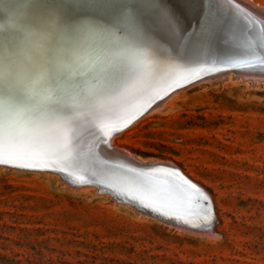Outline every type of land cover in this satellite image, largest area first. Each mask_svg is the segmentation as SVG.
I'll return each mask as SVG.
<instances>
[{
    "label": "rangeland",
    "instance_id": "1",
    "mask_svg": "<svg viewBox=\"0 0 264 264\" xmlns=\"http://www.w3.org/2000/svg\"><path fill=\"white\" fill-rule=\"evenodd\" d=\"M231 76L184 86L113 140L200 187L215 236L58 176L0 166V264H264V81Z\"/></svg>",
    "mask_w": 264,
    "mask_h": 264
},
{
    "label": "bare ground",
    "instance_id": "2",
    "mask_svg": "<svg viewBox=\"0 0 264 264\" xmlns=\"http://www.w3.org/2000/svg\"><path fill=\"white\" fill-rule=\"evenodd\" d=\"M233 1L241 7L251 8L242 0ZM247 1L264 10V5L255 0ZM69 2L70 0H0V151L3 152L0 156L1 164L6 163L17 167L29 165L27 166L29 169L56 168L63 172L62 178L52 172H43L58 176L64 183L74 187L72 183L80 184L85 177L79 174H75L76 178L72 177L71 174L76 171L69 170V165L74 167L71 164L72 161L69 160L70 164L63 166L58 159L59 157L62 159L63 155L72 158L70 147L73 144V136L90 128L96 131L95 126H98V129H102L105 139H99L96 142L94 138V145L90 148L92 153L96 154L94 150L102 145L101 153L96 154V159H99L101 164H106V161L112 157L108 151L112 149L120 156L128 155L144 165L153 163L170 165L161 160H143L127 150L119 149L113 144V140L133 127L132 124L140 118L167 108L168 100L187 86L210 83L224 78L229 72L233 77H242L243 80L264 81V74H256L252 69H244L236 72L228 70L225 73L184 85L203 75L210 74L211 68L219 67L195 64V57L200 55V50L193 51L192 45L194 41L202 40L196 35H192L190 40L182 39L183 28H188L189 34L198 19L196 16L192 18L193 15L186 12L184 0H170L167 3L165 1L169 8L177 12L181 29L179 40L171 39L157 30L149 17H145L149 20L145 31L137 34L133 29L128 28L121 37H118L116 33L113 35V30L108 26L102 24L97 26L96 22L88 18L79 19L78 33L69 34L66 30L56 29L55 25L46 20L43 15L37 14L38 10L55 9ZM114 2L120 3L123 0H114ZM126 2L140 4L142 0H126ZM258 14L264 17L262 13L258 12ZM49 24H51L52 31L47 30ZM18 31L20 35L10 51L8 39L14 37ZM196 31L199 29L197 28ZM53 37L56 42L55 53L49 56V44ZM78 43L87 45V54L76 48ZM69 47L76 48V60L80 64L92 63L97 57L103 59V56L107 55L117 64L118 75L115 79L105 75L111 65L99 67L97 69L99 75L95 78L78 71L68 72L61 69L62 79L56 81L55 91H53L47 84V71L41 65L47 60H52L58 66L61 65L63 53ZM69 81L80 85L81 95L73 93L69 87ZM6 88L18 96L19 101L14 96H6ZM149 107L151 108L147 111ZM33 150L39 152L40 155L35 157L9 155L10 151L29 152ZM85 151L86 149L82 153ZM89 160L96 162L92 158ZM79 164L81 165L76 167L77 170L82 166H90L86 163ZM79 171L83 173L85 170ZM95 181L101 182L98 179ZM124 187L121 186L122 189ZM78 188H94L99 194L110 196L119 204L129 206L94 186ZM204 194L206 195L205 192ZM197 196H200L199 193ZM176 200L179 203L176 205L178 207L176 211L184 215L185 222L187 220L190 225L199 226L200 223L209 221L205 213H202L203 216L199 220L190 218L196 213L190 209L184 199ZM143 205L146 206L144 203ZM206 229L205 227L184 231L202 236H215Z\"/></svg>",
    "mask_w": 264,
    "mask_h": 264
},
{
    "label": "water",
    "instance_id": "3",
    "mask_svg": "<svg viewBox=\"0 0 264 264\" xmlns=\"http://www.w3.org/2000/svg\"><path fill=\"white\" fill-rule=\"evenodd\" d=\"M165 1L167 3L170 0ZM242 1L250 5L249 7L251 8L241 7L233 0H212L210 9L215 22L219 26V30L211 37L200 36L199 38L202 41H194L192 49L195 52L200 50V55L195 57V64L207 67L217 65L219 67L211 68L210 74L203 75L184 85L225 73L228 70L236 72L237 70L252 69L253 73L264 74V17L258 14L259 12L264 15V10L253 6L247 0ZM193 7L195 8V13L192 14V18L196 16L199 19L200 15L208 10L209 5L207 0H195ZM192 29L190 33L194 32V28ZM188 31V28H183L182 39H191L192 35L189 36ZM116 35L121 37L122 33H116ZM226 67L231 68L224 69ZM95 127L97 128L96 131L90 128L87 131L79 132L75 137L73 136V144L70 147L73 154L72 158L63 155L62 159L60 157L58 159L63 163V166L69 165V160L72 161L71 164L74 167L69 165V170H76L71 174L72 177L76 178L75 174L85 177L80 184L72 183L74 187L94 186L102 192H106L123 201L125 204L133 206L139 212L182 230L204 229L206 227V231L213 232L215 217L209 200L200 187L186 179L179 169L172 164L153 163L144 165L136 162L128 155L120 156L112 149L108 150L112 157L109 161H106V164H101L99 159H96V154L101 153L100 147L102 145H99V148L94 150L96 154L92 153L90 147L94 145V138H96L95 141L97 142L99 139H105V135L102 129H98V126ZM85 149V153H82ZM89 158H92L93 161L96 160L98 163L90 161ZM79 163H86L87 166L90 164V166H82L79 169L85 170L82 173L76 168L80 167L81 164ZM0 166L10 169L52 172L58 174L61 178L64 176L63 172L58 171L56 168L29 169L6 163H0ZM96 179L101 182L95 181ZM109 182L113 183V185H110ZM121 186H125V189H122ZM197 193L200 196H197ZM178 197L184 199L190 209L196 213L190 218L199 220L203 216L202 213H205V217H208L209 221L200 223L199 226H192L187 220L185 222L184 215L176 211V208L178 209L176 205L179 204L176 200L179 199ZM191 222L193 221L191 220Z\"/></svg>",
    "mask_w": 264,
    "mask_h": 264
},
{
    "label": "snow or ice",
    "instance_id": "4",
    "mask_svg": "<svg viewBox=\"0 0 264 264\" xmlns=\"http://www.w3.org/2000/svg\"><path fill=\"white\" fill-rule=\"evenodd\" d=\"M212 0H207L209 5L202 15H200L197 24L193 26L194 32L189 33V36L196 35L211 37L218 30L219 26L215 22L210 5ZM186 5V12L188 14H194L195 8L193 7L195 0H184ZM38 15H43L46 20L50 21L51 24L55 25L58 30H66L69 34H76L79 31V19L88 18L91 21L96 22L97 26L106 25L113 30L115 33H123L126 29L131 28L137 34L147 29L149 20L145 17L150 18V22L160 32L164 33L171 39L179 40L180 27L177 19V12L173 8H169L165 0H142L140 4H130L126 0L123 2L116 3L114 0H70L69 3L61 5L55 9H49L47 11H37ZM51 24L48 25L47 30L52 31ZM39 27V25H37ZM199 31H195V29ZM20 32L18 31L14 37L8 39L9 50L11 51L13 45L16 42V38L19 37ZM56 42L53 37L49 44V56L55 53ZM76 48H79L81 52L87 54L88 47L85 44L78 43ZM76 48L69 47L65 49L63 53V59L61 65H57L52 60L45 61L41 67L45 68L48 74V87L55 91L56 81L62 79L63 72L61 69L68 72L78 71L81 74L91 76L95 78L99 75L97 69L103 65H111V68L105 72L108 78L115 79L118 75L119 68L113 59L107 55L103 56V59L97 57L92 63L80 64L76 60ZM69 87L76 95H81L80 85L68 82ZM6 96H14L17 101L19 97L15 96L13 92H10L7 88L5 89ZM87 99V97H85ZM11 138V134H10ZM3 152L0 151V156ZM9 155H20V156H39L40 153L37 151H10ZM25 167L29 165H24ZM62 170V169H61ZM194 187V186H193Z\"/></svg>",
    "mask_w": 264,
    "mask_h": 264
}]
</instances>
